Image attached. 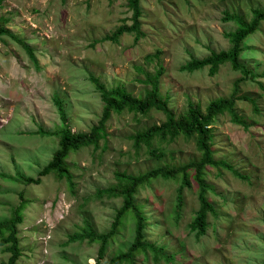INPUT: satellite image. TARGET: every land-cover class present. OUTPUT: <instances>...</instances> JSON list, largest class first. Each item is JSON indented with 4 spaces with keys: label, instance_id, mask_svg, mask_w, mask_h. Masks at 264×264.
Wrapping results in <instances>:
<instances>
[{
    "label": "rangeland",
    "instance_id": "374dc122",
    "mask_svg": "<svg viewBox=\"0 0 264 264\" xmlns=\"http://www.w3.org/2000/svg\"><path fill=\"white\" fill-rule=\"evenodd\" d=\"M257 8H264V0H143L142 36L136 41L135 34H124L113 43L103 39L132 23L126 0H0V20H8L5 28L33 49L38 61L33 64L15 40L0 38V174L36 179L51 162L60 138L35 132L61 129L54 96L63 102L72 132L87 133L103 111L89 75L107 88L124 86L142 96L148 87L139 82L145 75L137 68L155 74L162 66L161 93L174 113L182 114L191 104L204 110L215 99L234 96L235 113L244 124L227 112L212 126L214 158L242 176L225 168L206 170L215 211L204 236L197 238L189 229L199 208L197 187L184 189L180 221L173 208L179 182L158 179L139 189L138 203L153 223L147 229L149 240L167 244L168 252L175 253L173 261L158 264H264V21L244 41L241 53L254 79L244 78L230 63L215 76L207 67L180 71L192 58L231 47L225 35L237 24L225 21L226 14L249 21ZM156 54L159 58L148 61ZM165 119L154 110L146 116L113 114L98 149L83 147L66 159L72 187L56 174L42 177L39 185L0 177V223L10 219L20 193L27 201L17 226L22 250L18 264H95L99 244L65 243L82 229L84 218L98 233L110 230L121 200L99 198L98 190L116 184L117 172L138 175L200 158L195 141L183 136L154 140L157 155L145 146L135 149L130 136ZM133 229L129 223L119 231L107 258L132 241ZM4 251L0 245V262L10 257ZM135 264L156 263L138 255Z\"/></svg>",
    "mask_w": 264,
    "mask_h": 264
},
{
    "label": "trees",
    "instance_id": "16d2710c",
    "mask_svg": "<svg viewBox=\"0 0 264 264\" xmlns=\"http://www.w3.org/2000/svg\"><path fill=\"white\" fill-rule=\"evenodd\" d=\"M109 1L112 2L113 0ZM126 1L132 13L130 18L131 25H127L126 23L120 25L111 35H106L103 41L118 43L124 34H135V40L138 41L142 36L141 18L143 16V0ZM225 21H234L237 24V28L234 31L228 32L225 35L231 47L219 53L212 51L202 59L192 58L180 67L181 72H194L207 67L210 75L215 76L219 73L221 66L230 63L232 69L241 72L245 76L244 78H249L250 76L251 78L253 77L252 79L255 78V75L250 72L252 70L244 65L241 59V53L243 51L244 41L260 29L264 21V8L254 9L253 17L249 21H245L242 17L229 14H226ZM7 22V19L0 20V38L8 37L18 42L26 51L33 64L38 66L33 49L5 28ZM154 57L159 58V54L154 56L149 55L147 59L150 61ZM137 70L145 75V79H140L139 82L148 87L142 96H135L124 86L107 88L104 83L100 82L98 77L89 75L88 79L95 87L103 103V111L98 124L93 126L87 133L72 132V129L66 123L67 114L63 107V102L58 96H54L53 101L59 110L62 121L61 129L52 132L39 128L35 132L43 136H57L60 138L59 147L54 152L51 162L40 171L39 177L36 179L26 177L23 174L15 177H7L4 174H0V177L7 178L12 182H26L28 185H39L42 177L56 174L59 179L66 178L72 187V175L70 174L66 159L71 152L78 151L83 147L94 146L95 149H98L100 140L105 139L107 136L106 124L115 113L122 114L128 112L146 116L154 110L165 114L166 119L163 123L159 125L154 124L130 136L137 151L142 146H145L150 154L157 155V151L152 149L154 140L172 141L180 136L191 140L193 139L200 153L198 160H192L181 166L166 165L156 167L138 175L117 172L115 174L116 184L107 189L98 190L97 197L99 198L107 196L108 198H119L121 200V206L116 210L113 220L114 223L110 230L106 233H98L90 220L84 218L82 229L69 235L65 243L66 246L76 242L99 244L95 264H135V259L138 255H143L145 260L153 259L156 264L161 260H166V262L174 260L175 253L170 254L168 252L167 244L154 243L149 240L147 229L153 223L150 222L151 217L144 212L142 205L137 200L138 191L142 187L150 185L158 179L179 182L180 184L176 189L175 205L173 206L174 211L179 212V221L184 206V189L191 190L194 186L197 187L199 208L193 217V221L189 224V229L190 232L197 235V238H200L206 234L209 227L208 218L215 211L208 198L210 193L215 194L214 187L205 182L206 170L208 168H225L236 176H242L229 163L216 160L212 149V126L218 116L228 112L232 115L234 122L244 124L234 110L236 98L233 96L231 98L215 99L204 110L198 105L191 104L185 112L177 115L169 106V98L163 96L161 93V78L165 73V69L162 66H158L155 74L147 73L139 67ZM19 199V204L11 208L10 219L0 223V229H4L3 232L0 231V245L6 249L4 253L10 254L8 260L0 262V264H18L22 256L20 239L17 236V226L23 222V211L27 206V201L24 200L23 193L19 194ZM129 223L134 224V237L132 241L122 246L116 254L107 258L110 246L119 237V231L124 230ZM125 246L126 248L123 249Z\"/></svg>",
    "mask_w": 264,
    "mask_h": 264
}]
</instances>
